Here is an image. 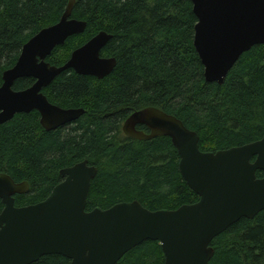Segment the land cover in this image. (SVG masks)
Masks as SVG:
<instances>
[{"label":"trees","instance_id":"1","mask_svg":"<svg viewBox=\"0 0 264 264\" xmlns=\"http://www.w3.org/2000/svg\"><path fill=\"white\" fill-rule=\"evenodd\" d=\"M69 0H0V85L22 46L42 28L56 23ZM72 18L86 22L83 33L69 37L47 57L62 65L71 52L99 31L111 34L101 51L114 57L112 72L98 79L67 69L42 89L62 108H83L73 122L46 131L39 113H17L0 124V173L26 193L15 206L46 199L62 181L60 170L87 160L97 168L86 211L137 200L149 210L176 209L199 197L178 169L179 155L168 136L135 139L122 125L134 111L156 107L180 119L199 137L202 151L250 143L264 134V44L241 54L222 84L207 82L193 44L197 17L189 0H75ZM18 78L14 90L31 86ZM137 129L149 132L143 125ZM262 176L261 171L256 172ZM3 203L0 199V212ZM209 264H264V210L242 217L211 241ZM31 264H70L60 254ZM116 264H164L158 241L146 240Z\"/></svg>","mask_w":264,"mask_h":264},{"label":"water","instance_id":"2","mask_svg":"<svg viewBox=\"0 0 264 264\" xmlns=\"http://www.w3.org/2000/svg\"><path fill=\"white\" fill-rule=\"evenodd\" d=\"M74 1H68L56 23L33 35L22 46L15 64L2 73L0 124L33 110L46 131L73 122L84 109L55 105L42 89L67 69L98 79L112 72L116 59L101 56L111 38L105 31L74 49L62 65L46 60L55 47L86 29L85 21L71 17ZM189 1L197 17L193 44L205 80L222 84L242 53L264 44V0ZM21 77H31L34 82L14 90V82ZM122 131L139 140L168 136L179 155V172L199 199L173 210H149L133 200L86 211L97 168L83 160L60 170L63 179L46 199L15 206L14 195L26 193L29 185L0 173V264H31L48 254L63 255L70 264H116L146 240L159 242L164 264H209L214 237L240 218H253L264 210V134L243 145L202 151L195 131L156 107L132 112ZM257 171L262 172L261 177Z\"/></svg>","mask_w":264,"mask_h":264},{"label":"flooded vegetation","instance_id":"3","mask_svg":"<svg viewBox=\"0 0 264 264\" xmlns=\"http://www.w3.org/2000/svg\"><path fill=\"white\" fill-rule=\"evenodd\" d=\"M149 131V130H148Z\"/></svg>","mask_w":264,"mask_h":264}]
</instances>
